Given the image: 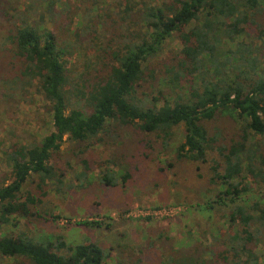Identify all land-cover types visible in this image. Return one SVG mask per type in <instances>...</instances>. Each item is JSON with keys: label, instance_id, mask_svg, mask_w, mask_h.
Segmentation results:
<instances>
[{"label": "trees", "instance_id": "obj_1", "mask_svg": "<svg viewBox=\"0 0 264 264\" xmlns=\"http://www.w3.org/2000/svg\"><path fill=\"white\" fill-rule=\"evenodd\" d=\"M70 1L0 0V15L7 22L2 28L21 63L23 83L36 85L48 102L53 127L41 141L16 143L4 153L13 179L0 186V257L26 264H107L111 252L95 240L73 244L62 234L15 236L13 228L19 218H60L43 207L49 201L42 200L47 196L42 187L63 182L65 171L54 159L66 141L83 152L97 142L111 148L119 161L129 154L130 131L153 136L160 148L168 149L182 127L177 158L211 162V180L219 187L200 207L228 210L227 222L236 225L221 252L199 242L177 257L165 256L161 264H264V203L247 197L252 182L264 186V137L258 138L264 136V43L246 40L264 0H120L112 9L99 0H72L79 5L81 26L72 40L60 42V35L67 33L64 20L74 12ZM95 11L97 17H91ZM263 35L264 29L256 37L262 40ZM177 37L182 47L169 66L168 81L178 85L155 96L146 91V78L157 79L153 63ZM68 49L93 53L76 69L67 64ZM217 114L237 122V139L224 143L219 133L208 130L204 121ZM81 165L86 177L88 158ZM121 170L101 172L97 179L110 188L125 184L120 178L126 172ZM33 179L42 192L25 187Z\"/></svg>", "mask_w": 264, "mask_h": 264}, {"label": "rangeland", "instance_id": "obj_2", "mask_svg": "<svg viewBox=\"0 0 264 264\" xmlns=\"http://www.w3.org/2000/svg\"><path fill=\"white\" fill-rule=\"evenodd\" d=\"M99 1L102 7L107 4V8L112 9L120 0ZM69 3L74 12L64 20L68 24L67 33L60 35V42L64 38L70 39L74 30H79L81 26L82 15L76 14L79 5L72 0ZM67 10L65 8L63 14L68 15ZM85 11L86 8L82 13ZM260 12L255 16L256 25L248 30V42L264 43V35L262 40L256 37L264 29V7ZM96 13L91 17H97ZM2 18L0 15V186L13 179L4 163V153H8L16 143L41 141L53 130L48 102L36 85L23 83L21 63L7 41V31L2 28L7 22ZM93 33L104 39L100 32ZM181 47L182 41L178 37L168 42L163 55L153 63L152 69L159 73L157 79L150 81L146 78V91H153L156 96L160 92L169 94L176 89L178 84L168 81L169 66L176 63ZM68 51L71 54L66 58L67 64L76 69L81 66L86 54L91 56L93 53L92 50ZM260 63L264 69V59ZM204 124L211 133H219L220 141L224 143L237 139L239 126L230 116L217 114ZM126 138L129 154L127 159L119 158V161L111 155V148L97 142L89 146L90 149L85 148L88 152H83V148L66 141L54 159L56 166L65 171L63 182L42 187L47 195L42 196V200L49 201L43 207L60 218L55 221L36 218L35 215L19 218L18 227L13 228L12 234H62L73 244L95 240L110 250L107 264H161L165 256L177 257L180 251L197 246L199 242L216 252L226 249L224 238L235 229L233 226L236 224L227 222L225 216L228 210L216 207L207 211L200 207L215 197L219 187L211 180V162L202 164L177 158L176 145L184 138L182 127L175 131L173 143L168 149L160 148L153 136L135 135L130 131ZM147 138H150L149 142L141 141ZM151 144L154 149L149 148ZM83 158H88L89 162L86 177L81 176ZM121 167L126 173H122L120 180H125V184L119 183L110 188L97 179L101 172L113 170L117 173L122 171ZM33 180L25 187L33 192H42L39 181ZM252 188L248 199L264 203V186L252 182ZM85 220H99L105 224L102 227L76 224ZM107 223L111 224L110 228L106 227ZM262 246L258 249L261 252ZM0 264L26 263L0 257Z\"/></svg>", "mask_w": 264, "mask_h": 264}]
</instances>
